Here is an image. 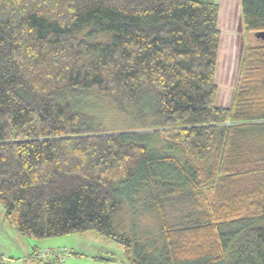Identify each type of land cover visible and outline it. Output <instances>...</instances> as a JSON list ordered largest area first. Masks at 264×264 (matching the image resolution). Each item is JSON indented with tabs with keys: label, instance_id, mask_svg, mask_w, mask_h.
<instances>
[{
	"label": "trees",
	"instance_id": "1",
	"mask_svg": "<svg viewBox=\"0 0 264 264\" xmlns=\"http://www.w3.org/2000/svg\"><path fill=\"white\" fill-rule=\"evenodd\" d=\"M240 6L255 41L220 106L217 1L0 0L6 221L29 238L95 231L130 264H264V0ZM87 94L131 128L105 129ZM124 197L158 212V241L135 238ZM174 199L190 208L169 226Z\"/></svg>",
	"mask_w": 264,
	"mask_h": 264
},
{
	"label": "rangeland",
	"instance_id": "2",
	"mask_svg": "<svg viewBox=\"0 0 264 264\" xmlns=\"http://www.w3.org/2000/svg\"><path fill=\"white\" fill-rule=\"evenodd\" d=\"M214 1L220 4V29L222 31L216 71V81L219 86L217 104L229 106L244 50L247 44L255 40L247 38L243 33L240 0ZM81 104L97 117L107 130L123 131L132 126L130 121L118 113L107 99L87 94L83 96ZM119 187L120 185L115 188ZM124 199L131 211V218L137 220L139 233L136 235L133 233L135 238L143 240V243H147L145 238H149L151 242L158 241L159 233L162 231L158 212L142 202L133 211L130 200L125 197ZM175 199L174 204L164 207L169 226L185 221L186 218L182 211L190 208L185 203L176 202ZM134 200L137 201L136 198ZM133 213L137 215L135 218ZM65 251L67 254L60 256L58 260L54 256L40 259L42 252H46L47 255H62ZM0 254L4 256L5 264H130L121 245L95 231L42 239L24 237L6 221L4 208L1 205Z\"/></svg>",
	"mask_w": 264,
	"mask_h": 264
},
{
	"label": "water",
	"instance_id": "3",
	"mask_svg": "<svg viewBox=\"0 0 264 264\" xmlns=\"http://www.w3.org/2000/svg\"><path fill=\"white\" fill-rule=\"evenodd\" d=\"M256 37L264 40V31L257 33Z\"/></svg>",
	"mask_w": 264,
	"mask_h": 264
},
{
	"label": "built area",
	"instance_id": "4",
	"mask_svg": "<svg viewBox=\"0 0 264 264\" xmlns=\"http://www.w3.org/2000/svg\"><path fill=\"white\" fill-rule=\"evenodd\" d=\"M61 255V254H60ZM62 256V255H61Z\"/></svg>",
	"mask_w": 264,
	"mask_h": 264
}]
</instances>
